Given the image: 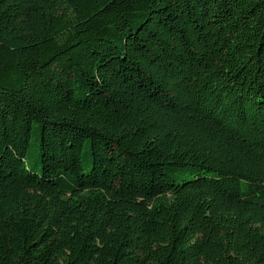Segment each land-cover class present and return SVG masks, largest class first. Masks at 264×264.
<instances>
[{"label": "trees", "instance_id": "16d2710c", "mask_svg": "<svg viewBox=\"0 0 264 264\" xmlns=\"http://www.w3.org/2000/svg\"><path fill=\"white\" fill-rule=\"evenodd\" d=\"M0 264H264V0H0Z\"/></svg>", "mask_w": 264, "mask_h": 264}]
</instances>
